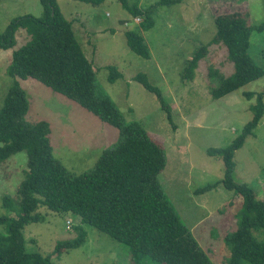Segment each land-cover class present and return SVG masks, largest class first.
Returning <instances> with one entry per match:
<instances>
[{
    "label": "rangeland",
    "instance_id": "374dc122",
    "mask_svg": "<svg viewBox=\"0 0 264 264\" xmlns=\"http://www.w3.org/2000/svg\"><path fill=\"white\" fill-rule=\"evenodd\" d=\"M159 1L128 0V5L145 10ZM178 1L172 7H156L155 26L149 30L142 27L144 15L133 16L117 0H105L99 5L75 0L58 3L65 17L73 21L75 35L93 64L98 87L112 98L126 121L143 125L165 149L167 166L160 181L181 219L213 264H226L230 251L224 238L237 227L243 198L225 189L222 183L203 193L196 190L225 179L228 166L224 153L218 152L227 149L253 120L257 96L264 92V76L214 99L212 90L217 81L211 78V73L219 71L228 76L234 65L223 44L210 42L216 33L215 16L249 13L250 24L258 26L264 22V0ZM27 14L42 16L40 0H0V33L13 20ZM130 30L143 36L150 51L148 59L130 49L125 35ZM29 39L21 28L12 48H0V109L14 82L7 73L13 52ZM207 45V55L196 69L194 79L184 80L186 61ZM250 54L264 69V30L253 31ZM109 66L122 74L114 82L109 79ZM141 73L161 89L171 107L172 119L157 96L135 78ZM19 83L29 101L25 119L48 123L53 156L70 172L90 171L101 154L119 141V129L67 96L33 78L19 79ZM248 92L253 96L247 98ZM233 161L235 182L255 189L257 198L264 200V116L255 135H247L243 146L236 150ZM27 163L26 152H19L0 164V217L14 216L4 206V198L7 195L17 198ZM39 213L44 221L25 227L29 251L51 255L59 264H134L129 245L82 223L80 217L55 213L44 206ZM79 226L87 231L85 243L62 251L58 258L57 242L75 238ZM5 232L6 226L0 223V233Z\"/></svg>",
    "mask_w": 264,
    "mask_h": 264
},
{
    "label": "trees",
    "instance_id": "16d2710c",
    "mask_svg": "<svg viewBox=\"0 0 264 264\" xmlns=\"http://www.w3.org/2000/svg\"><path fill=\"white\" fill-rule=\"evenodd\" d=\"M99 5L105 0H75ZM133 16H145L142 27L155 26L156 7H172L178 0H160L148 9L130 7L128 0H117ZM40 17L24 15L13 20L6 31L0 33V48L10 49L16 44V32L23 28L29 41L15 50L7 67L14 80L0 109V164L19 152L28 156L24 178L18 186L17 198H4V206L14 216H1L6 232L0 233V264H59L51 255L29 251L25 227L42 223L41 207L55 213H71L81 222L97 228L113 239L129 245L134 264H213L198 243L192 231L181 219L160 181L167 166L165 149L136 121H126L112 98L96 83L93 64L78 41L73 21L63 14L58 0H40ZM216 33L210 44H223L234 65L228 76L219 71L211 73L217 81L214 99H219L264 76L250 54L253 31H263L264 22L250 24L249 13H223L214 18ZM131 50L148 59L150 51L143 36L137 31H126ZM209 45L197 49L186 61L182 78L191 81L200 62L206 57ZM110 81L122 74L109 66ZM36 79L55 92L67 96L93 113L103 122L120 131L114 147L101 154L93 169L82 174L70 172L53 156L47 122L32 123L25 119L29 101L19 79ZM155 94L172 119L171 107L161 89L152 85L144 74L135 77ZM247 98L253 93H245ZM253 120L243 128L227 149L221 150L228 166L225 179L214 185L197 189L203 193L215 189L220 183L243 198L237 214V227L224 240L230 256L226 264H264V200L257 198L255 189L236 183L233 178V157L247 135L255 131L264 116V92L257 96ZM213 151H210L212 154ZM73 239L57 242L55 252L80 247L85 243L87 231L77 227Z\"/></svg>",
    "mask_w": 264,
    "mask_h": 264
}]
</instances>
